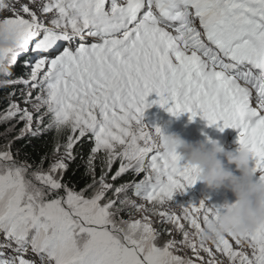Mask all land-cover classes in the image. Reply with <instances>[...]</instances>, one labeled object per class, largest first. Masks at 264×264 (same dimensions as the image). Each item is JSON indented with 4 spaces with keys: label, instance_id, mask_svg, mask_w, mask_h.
Here are the masks:
<instances>
[{
    "label": "snow or ice",
    "instance_id": "obj_1",
    "mask_svg": "<svg viewBox=\"0 0 264 264\" xmlns=\"http://www.w3.org/2000/svg\"><path fill=\"white\" fill-rule=\"evenodd\" d=\"M38 13L51 14L48 23ZM3 31L15 43L0 47V64L30 69L4 83L23 85V102L37 116L34 126L33 112L11 102L0 120L24 122L16 139L51 129L70 134L56 145V153L63 147L64 154L47 170L46 157L33 170L15 158L19 152L10 143L0 151V249L14 253L0 251V264H34L23 258L29 249L41 264H205L200 253L212 257L209 243L231 264H264V223L244 235L229 230L206 239L219 207L202 200L181 205L182 217L159 211L195 259L182 257L173 251L177 241L157 244L159 233L146 217L119 218L144 206L120 198L128 185L107 182L119 158L112 180L130 169L146 173L131 186L154 205L196 183L198 169L160 146L159 127L143 123L145 109L158 104L173 115L189 113L190 120L202 116L221 131L239 129L254 179L264 183V0H0ZM152 93L157 99L149 101ZM86 136L94 141L92 182L77 191L62 176L66 161L75 160L74 145ZM101 151L104 167L97 178L93 161ZM109 191L115 198L106 199ZM232 241L250 254L234 249Z\"/></svg>",
    "mask_w": 264,
    "mask_h": 264
},
{
    "label": "clouds",
    "instance_id": "obj_2",
    "mask_svg": "<svg viewBox=\"0 0 264 264\" xmlns=\"http://www.w3.org/2000/svg\"><path fill=\"white\" fill-rule=\"evenodd\" d=\"M14 43L11 33L0 32V47ZM5 70L6 66L0 64V72ZM153 126L160 129L156 140L163 149L178 153L186 164L198 169L197 180L211 189H230L235 195L234 201L223 203V211L213 218L203 233L204 238L211 239L229 230L235 235H244L264 223V183L254 179L248 148L240 146L237 151L226 150L218 140L210 137L190 142L176 132H166L160 125ZM225 160L235 168L226 167Z\"/></svg>",
    "mask_w": 264,
    "mask_h": 264
},
{
    "label": "rangeland",
    "instance_id": "obj_3",
    "mask_svg": "<svg viewBox=\"0 0 264 264\" xmlns=\"http://www.w3.org/2000/svg\"><path fill=\"white\" fill-rule=\"evenodd\" d=\"M38 15L41 16V19L45 23H48V20L51 18V14L42 15V14L38 13ZM5 66L7 68V71L10 72L12 75L5 76L3 74V72H0V87L5 84L4 83L5 81L15 80L18 78L17 73L16 74H13V73L19 68V66H20L19 64L13 66L10 61H6ZM27 71H30V69H27ZM22 88H23V85L17 84V88L15 91L16 95L13 96L12 102H16L17 104H19V106L21 108L27 107L29 109V111L33 112V124L35 126L37 113L35 112V110L32 108L31 105H25L24 104L23 98L20 95V90ZM35 95H36V93L33 92V96H35ZM4 114H5V112L0 113V116H3ZM176 119L178 121L181 120L180 118H176ZM45 120L48 122L49 117L45 116L44 121ZM2 123L5 124L6 126H8V133H20V130L24 127V122L19 121L18 117L12 118V119L7 120V121L0 120V124H2ZM143 123H145L149 127H151L153 125H160L163 127V129L166 132H176L190 142L198 141V139H196L193 136L183 132L182 129L175 127V125L173 124V119L171 117H168L165 114H162V113L157 112V111H152V112H148V113L144 112ZM146 130H149V129H146ZM152 131H153V134H155L154 130H152ZM5 146L6 145L1 146L0 151L5 150ZM227 147H229L231 150H233L236 147H238V143L235 141L230 142V143H228ZM63 154H64V152L56 154L53 157V160L56 158L57 155L62 156ZM103 154H104V152H103ZM115 161L118 162L116 164L115 168L119 169L121 161L119 158H117ZM66 162L68 163L69 161H66ZM183 162L184 161H182V163ZM48 167H43V169L47 170ZM32 169L35 170L33 167H32ZM144 174H146V173H144ZM107 182L113 184V181L107 180ZM88 194L90 195L91 193H88ZM124 195L128 196V192H126V191L123 192L122 196L120 195V198L122 199V197ZM110 198H112L111 195L106 196V199H110ZM127 198L135 201L137 205L142 204L144 206V210H142V211H136L135 209H132L130 211L125 210V211L120 213L119 218H123L124 220H137V219L143 220L146 217L147 221L151 222L152 227L159 233L158 239L156 241L158 245H163L168 240H175V241H177V244H176L175 248L173 249L174 254L180 255L182 257H190V258L195 259V257L193 256V253L190 249L182 247L179 244V241H181L183 238L182 233L178 232L173 224L169 223L166 219L162 218L158 214L159 211H164V212H168V213H175L177 216L182 217L183 216V209H182L181 205H183V206H188L189 204L198 205L202 200L206 204H208L210 206L215 205V206L220 208V211H223V208H222L223 203L225 201H230V202L234 201L235 195L233 193L229 192L227 188L211 189V188H208L203 182L197 180L196 183L194 185L190 186L189 188H187L186 191L176 192L173 196L172 201H168V202L164 203L163 205H154L153 203L143 199L142 197L129 196ZM153 209H156L157 211L154 212ZM181 223L185 224L186 230H188L189 232L192 231V229L187 228V222L186 221L181 220ZM160 225H162V226H160ZM166 227L170 228V231H169V233H171L170 237H168V233L164 234ZM232 243H233L234 249L239 250V251H244V252H247L250 254L251 249L248 248L247 246L241 248L240 246L236 245L234 241H232ZM209 247L212 248V257H209V255L207 253H204L203 251L200 253L201 257H203V259L205 261V264H207V262L210 259H212L213 257H214L213 264H231V262L228 260L227 256L220 253L218 250H216L214 245H211L209 243ZM197 264H199V261H197Z\"/></svg>",
    "mask_w": 264,
    "mask_h": 264
},
{
    "label": "trees",
    "instance_id": "obj_4",
    "mask_svg": "<svg viewBox=\"0 0 264 264\" xmlns=\"http://www.w3.org/2000/svg\"><path fill=\"white\" fill-rule=\"evenodd\" d=\"M25 72H27V69L19 66L13 74L17 73V77H20L24 75ZM16 88L17 84H4L0 87V113L6 112L8 109L14 96L10 94L15 92ZM47 123L48 122L45 120L44 124L46 125ZM18 134L19 133H8V126L3 123L0 124V147L10 143L11 151L14 154L19 152V155L15 158L18 161H27L34 169H36L40 165L42 158L46 157V159H44L43 167H48L56 154L64 152L63 147H60L58 153H56V145L58 143L63 145L70 133L67 130H64L58 134L55 129H51L37 138L26 135L23 139H16ZM93 146L94 141L88 136L81 138V140L74 145L73 154L75 156V160L68 162V169L63 173L62 182L67 184L69 187L75 188L77 191L92 182V176L88 172V159L91 155V148ZM104 159L105 154L101 151L97 154L95 160L93 161L97 178L101 173L102 167H104L102 163ZM117 163L118 162L116 161L113 162L111 170L108 171V181H113L112 176L118 170L115 168ZM145 175L146 174L144 173L137 175L130 169L126 173L122 174L118 179L114 180L113 186L115 188L121 185H128L126 188L128 196L126 197H137L134 195V189L131 185L133 182H138L143 179ZM107 195H111L112 198H114V191H109ZM120 195L122 196V193ZM169 231L170 228L166 227L164 234L168 233V237L171 236Z\"/></svg>",
    "mask_w": 264,
    "mask_h": 264
}]
</instances>
